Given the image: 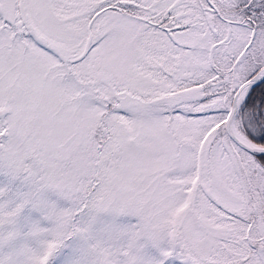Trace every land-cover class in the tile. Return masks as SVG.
<instances>
[{"label":"snow or ice","instance_id":"1","mask_svg":"<svg viewBox=\"0 0 264 264\" xmlns=\"http://www.w3.org/2000/svg\"><path fill=\"white\" fill-rule=\"evenodd\" d=\"M0 264H264V0H0Z\"/></svg>","mask_w":264,"mask_h":264}]
</instances>
